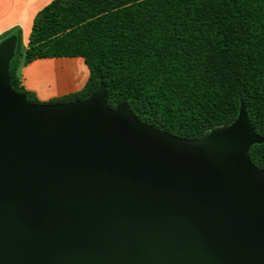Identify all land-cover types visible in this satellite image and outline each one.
Wrapping results in <instances>:
<instances>
[{"label": "water", "instance_id": "95a60500", "mask_svg": "<svg viewBox=\"0 0 264 264\" xmlns=\"http://www.w3.org/2000/svg\"><path fill=\"white\" fill-rule=\"evenodd\" d=\"M0 43V264H264V138L242 103L188 139L142 122L105 84L31 103Z\"/></svg>", "mask_w": 264, "mask_h": 264}, {"label": "trees", "instance_id": "16d2710c", "mask_svg": "<svg viewBox=\"0 0 264 264\" xmlns=\"http://www.w3.org/2000/svg\"><path fill=\"white\" fill-rule=\"evenodd\" d=\"M72 57L85 60L88 84L52 104L105 84L109 107L128 102L142 122L198 139L231 125L244 103L264 138V0H55L37 15L27 49L18 36L11 85L40 104L21 86V60ZM250 156L264 170V142Z\"/></svg>", "mask_w": 264, "mask_h": 264}, {"label": "crops", "instance_id": "0c3cea01", "mask_svg": "<svg viewBox=\"0 0 264 264\" xmlns=\"http://www.w3.org/2000/svg\"><path fill=\"white\" fill-rule=\"evenodd\" d=\"M55 0H0V40L11 34L28 48L37 15ZM11 37V36H10ZM21 86L40 103L76 94L85 89L90 70L82 57L21 60L17 72Z\"/></svg>", "mask_w": 264, "mask_h": 264}, {"label": "rangeland", "instance_id": "374dc122", "mask_svg": "<svg viewBox=\"0 0 264 264\" xmlns=\"http://www.w3.org/2000/svg\"><path fill=\"white\" fill-rule=\"evenodd\" d=\"M14 88V87H13Z\"/></svg>", "mask_w": 264, "mask_h": 264}]
</instances>
